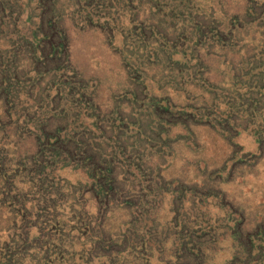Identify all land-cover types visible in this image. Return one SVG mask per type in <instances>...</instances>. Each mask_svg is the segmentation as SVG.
Here are the masks:
<instances>
[{
    "label": "rangeland",
    "instance_id": "1",
    "mask_svg": "<svg viewBox=\"0 0 264 264\" xmlns=\"http://www.w3.org/2000/svg\"><path fill=\"white\" fill-rule=\"evenodd\" d=\"M262 93L264 0H0V264H264Z\"/></svg>",
    "mask_w": 264,
    "mask_h": 264
},
{
    "label": "trees",
    "instance_id": "2",
    "mask_svg": "<svg viewBox=\"0 0 264 264\" xmlns=\"http://www.w3.org/2000/svg\"><path fill=\"white\" fill-rule=\"evenodd\" d=\"M259 91H261V90H259ZM263 94L264 93H262V95ZM112 170H113V164L111 163V161L105 160V161L102 162L100 160V164H98L96 167H94L89 173H90V175L95 173V175H103V177H106V176H108L110 174V172ZM104 188H105V186H104ZM110 188H111V186H108V189H110Z\"/></svg>",
    "mask_w": 264,
    "mask_h": 264
}]
</instances>
